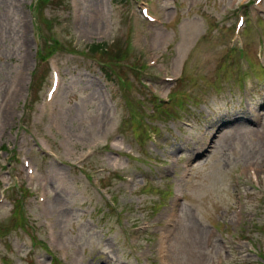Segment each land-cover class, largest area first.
<instances>
[{
	"label": "rangeland",
	"instance_id": "obj_1",
	"mask_svg": "<svg viewBox=\"0 0 264 264\" xmlns=\"http://www.w3.org/2000/svg\"><path fill=\"white\" fill-rule=\"evenodd\" d=\"M79 1L77 10L70 8L67 0L46 5L39 14L42 25H37L28 8L34 0H0V175L6 172L8 151L24 138L19 137L23 131L17 130L18 118L32 90L31 73L38 61L34 34L37 26L46 24L44 18L49 22L61 18L59 28L66 31L63 35L74 49L100 43L103 50L107 46L111 52L121 51L128 35H132L147 52L159 57V64L138 82L126 66L134 59L131 54L119 58L120 64H110L111 69H107L109 63L103 68L97 64L103 52L99 50L93 54L89 50L78 58L59 57L60 61L66 58L69 66L63 69L54 122L43 130V138L53 141L66 164L37 162L38 175L44 174L49 180L48 207L47 202L32 205L28 197L25 230L13 226L10 199L0 208L1 251L11 264H31L37 257L49 264L50 256L41 246L47 236L42 227H48L56 236L48 241L67 250L68 264H92L93 259L97 264H155L159 250L153 226L172 206L167 176L174 167H168L169 163L193 155L196 140L222 120L237 114L252 117L260 111V127L254 126L249 117H242L224 127L207 155L201 149L195 153L198 158L193 175L180 203V224L169 244V264H210L213 259L217 262L218 254L223 255V264L255 263L259 255L237 248L227 231L233 221L232 175L239 168H247L244 226L237 239L243 241L242 236L247 235L264 253V87L256 86L240 99L249 78L256 83L264 78V47L258 42L264 40V19L257 16L247 22L245 46L233 48L227 45L234 19L231 9L246 0H178L175 4L151 0L163 24L150 27L138 15L128 18L125 0ZM79 11L82 16L78 24ZM140 58L135 64L142 71L143 56ZM39 65L33 98L42 93L46 80L47 72L42 71L46 63L40 61ZM117 73L129 81L126 90L116 81ZM158 73H181L182 77L173 86L156 85L153 77ZM144 83L154 86L157 99L169 95L170 102L155 107V115H162L161 119H143L145 126L137 127L138 116L131 121L130 114L137 112L138 104H146L147 111L150 104ZM136 91L137 96H130ZM246 104L248 111H241ZM176 109L186 110L192 127L177 121ZM6 113L9 116L4 120ZM144 117L151 118L147 114ZM37 128L31 125L25 138L30 140ZM106 139L114 140L118 148L108 155L95 154L88 165L102 169L98 176H105L117 207L122 212L127 208L126 214L110 210L89 185L85 172L73 165L88 147H100ZM127 175L134 177L132 185L125 183ZM0 177L7 184L8 176ZM141 221L149 228L137 238L129 224ZM211 226L227 233L223 237L206 234ZM32 242L39 245L35 253L30 251Z\"/></svg>",
	"mask_w": 264,
	"mask_h": 264
},
{
	"label": "trees",
	"instance_id": "obj_2",
	"mask_svg": "<svg viewBox=\"0 0 264 264\" xmlns=\"http://www.w3.org/2000/svg\"><path fill=\"white\" fill-rule=\"evenodd\" d=\"M59 1H61V0H59ZM96 48H97V45L96 44H91V49H92V51H95L96 50ZM124 53V52H123ZM121 55H122V53L120 52V51H115V52H111V51H106L105 52V56L107 57V58H113V59H118V58H121Z\"/></svg>",
	"mask_w": 264,
	"mask_h": 264
},
{
	"label": "bare ground",
	"instance_id": "obj_3",
	"mask_svg": "<svg viewBox=\"0 0 264 264\" xmlns=\"http://www.w3.org/2000/svg\"><path fill=\"white\" fill-rule=\"evenodd\" d=\"M8 116H9V115L6 113V114H5V118H4V120H5Z\"/></svg>",
	"mask_w": 264,
	"mask_h": 264
}]
</instances>
